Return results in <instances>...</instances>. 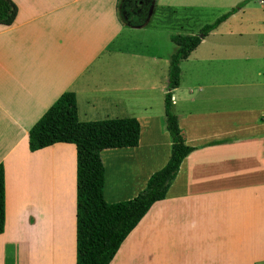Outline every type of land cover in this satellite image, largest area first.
<instances>
[{"label":"crops","instance_id":"0c3cea01","mask_svg":"<svg viewBox=\"0 0 264 264\" xmlns=\"http://www.w3.org/2000/svg\"><path fill=\"white\" fill-rule=\"evenodd\" d=\"M146 1L143 24L126 23L123 13L132 9L137 22ZM12 2L14 22L0 25V264H76V148L29 150L30 129L62 94L75 95L81 122L139 123L136 147L100 152L107 203L133 199L167 163V32L149 21L154 11L171 8L190 26L181 36L234 11L179 64L173 112L194 150L110 264H264V0ZM224 206L235 209L217 233L209 214ZM74 222L73 262L71 241L68 259L63 244Z\"/></svg>","mask_w":264,"mask_h":264},{"label":"trees","instance_id":"16d2710c","mask_svg":"<svg viewBox=\"0 0 264 264\" xmlns=\"http://www.w3.org/2000/svg\"><path fill=\"white\" fill-rule=\"evenodd\" d=\"M137 13H123L126 23L138 26L145 21L150 1ZM234 11V10H233ZM229 12L205 25L202 37L171 36L176 46L170 57L168 85L164 100V125L170 136V155L163 168L153 173L146 187L131 200L107 203L103 197L104 165L100 152L105 149L136 147L139 123L134 118L81 122L77 116L73 93L62 94L29 131L31 152L57 143L73 144L76 148V264H110L121 244L151 206L165 198L177 176L184 158L193 150L184 143L177 116L173 112L172 92L179 84V64L199 45L202 38L233 13ZM17 14L12 0H0V25L10 26ZM4 170L0 164V234L4 231Z\"/></svg>","mask_w":264,"mask_h":264},{"label":"rangeland","instance_id":"374dc122","mask_svg":"<svg viewBox=\"0 0 264 264\" xmlns=\"http://www.w3.org/2000/svg\"><path fill=\"white\" fill-rule=\"evenodd\" d=\"M135 8H137L138 5H134ZM157 10V9H156ZM161 10V12L159 11ZM181 17H185V13L182 12L181 10H175L173 8L171 9H158L156 12L154 11V13L151 16L150 19V24H161L164 25L166 28V32H167V39L165 41V54L167 55V60H166V64H165V69H166V82L168 83V69H169V63H170V56L175 52L176 50V46L174 45V43L169 39V34H173V35H183L185 33H187V30L190 26H188L185 22H183L181 20ZM195 27V26H194ZM193 28V27H192ZM184 29V30H181ZM150 32V39L151 40H155V32ZM163 32L161 33V42L164 43V38H163ZM198 36H200L201 34H197ZM167 85V84H166ZM165 91H167V86L165 88ZM237 202V201H236ZM57 220L60 219L61 222H63V214L62 209L60 207H57ZM235 209L234 206L232 207H221V208H215L212 209L209 217H214L216 220V232L217 233H221L223 231V227L221 224V218L225 217L227 214H229V212ZM213 211V212H212ZM213 213V214H212ZM74 214H75V207H74ZM62 242V240H60ZM70 241H71V245H73V247H71V250L69 251L70 257L73 259V262L75 260V222H74V228H72V233L71 236L68 238H65L64 240V249H63V255L66 259H68V245L70 247ZM59 248V247H58ZM70 249V248H69ZM62 254H60L59 251H57L56 253V258L57 260L61 257H63ZM65 264H66V260H65ZM139 264V263H136Z\"/></svg>","mask_w":264,"mask_h":264},{"label":"water","instance_id":"95a60500","mask_svg":"<svg viewBox=\"0 0 264 264\" xmlns=\"http://www.w3.org/2000/svg\"><path fill=\"white\" fill-rule=\"evenodd\" d=\"M200 37H202V35H200Z\"/></svg>","mask_w":264,"mask_h":264}]
</instances>
